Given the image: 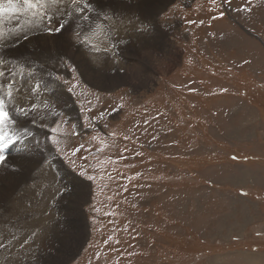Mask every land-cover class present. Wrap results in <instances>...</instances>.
<instances>
[{
    "label": "rangeland",
    "instance_id": "obj_1",
    "mask_svg": "<svg viewBox=\"0 0 264 264\" xmlns=\"http://www.w3.org/2000/svg\"><path fill=\"white\" fill-rule=\"evenodd\" d=\"M102 1H69L58 66L0 37L6 130L24 122L0 173V264H264V0H143L142 21Z\"/></svg>",
    "mask_w": 264,
    "mask_h": 264
},
{
    "label": "bare ground",
    "instance_id": "obj_2",
    "mask_svg": "<svg viewBox=\"0 0 264 264\" xmlns=\"http://www.w3.org/2000/svg\"><path fill=\"white\" fill-rule=\"evenodd\" d=\"M69 1H73V0H44V3H43V6L41 7V8H37V9H35V10H33V9H29V8H27L26 6H24L23 5V0H18V4H17V6L20 8V11H18V12H16V13H14V14H10V13H4V14H2V15H0V19H8V17H11V16H13V17H16L17 16V22L20 20V22H18L19 23V25H18V23H17V26L16 27H12V25H11V27L9 26L8 27V29H6L7 27H5V26H7V21H3L5 24H4V28H5V31H6V33H3V32H0V37L2 38V39H4L5 38V36H10V35H12V34H15L14 36H18V35H27L26 36V38L25 39H21L20 40V44H21V47L22 48H24V51L25 52H30V51H34V52H38V54H39V56H40V53L41 54H43L44 55V58H45V61H44V59H42V63H43V65H45L46 63H50V64H54V65H59V64H57L58 63V60H60L63 56H65L66 54H64V52H63V50L61 49L62 47H58V46H55V42H56V40L57 39H59L60 37H65V33H62V32H60V33H52V34H49L47 31H46V29H47V27H53V28H55V27H57L58 26V22L60 23L61 21H66V20H63V19H66V18H68V17H70L71 15H75V14H77V13H75V9H76V7L74 8V6L75 5H73V3H70ZM88 3L89 2H91V3H89V4H92V3H94V2H96V1H98V0H86ZM106 0H103L102 2H98V3H103V2H105ZM116 1H120V0H116ZM126 1V2H125ZM150 1V0H149ZM148 1V2H149ZM160 2H162V1H168V0H159ZM82 2H84L85 3V0H80V6H77V7H81V9L85 6H82L81 4H82ZM74 3H77V2H74ZM137 3V4H136ZM4 4H6L5 2H4ZM5 7H7L6 5H4ZM109 6H115L116 8L115 9H111L110 10V7H106L104 10H100V12H105L104 13V15L105 16H109V15H111L112 14V10H114V11H119V12H123V10L124 11H126V12H124V13H126L127 14V12L129 13V16H126V18H132V19H135V20H137V19H139V18H137L136 16H141L142 14H144V11L143 10H146V5H145V3H143V0H136V2H135V4H133L132 3V0H122V2L121 3H119V2H117V3H115V4H111V5H109ZM145 6V7H144ZM153 6V5H152ZM161 6V5H160ZM154 8V7H153ZM158 8V7H157ZM148 9H151L152 10V8H148ZM87 10V9H86ZM97 10V9H96ZM79 13V12H78ZM85 13H88V12H83L82 10H81V12L79 13L80 15H84ZM146 13V12H145ZM147 14V13H146ZM103 16V15H102ZM148 16V15H147ZM156 16V15H155ZM154 16V14H150L149 15V17H148V20H150V23H152L153 25H155V26H157L158 27V25H159V28H161V29H164V31H174L175 29V31H178L179 29H178V26H177V22H173V25L171 24V23H167V24H163V25H161L160 24V22L158 23V17H155ZM49 17H51L52 18V22H51V24L49 23ZM20 18H22L23 20H21ZM144 18H146V15L144 14V15H142L141 17H140V20L139 21H142ZM9 20V19H8ZM12 20V19H11ZM145 20V19H144ZM2 21V20H1ZM13 22V21H12ZM103 23V22H102ZM88 24V23H87ZM142 25V24H141ZM13 26H14V24H13ZM107 27V26H106ZM148 27V26H147ZM142 28V27H141ZM147 29V28H146ZM145 29V30H146ZM148 29H150V30H152L150 27H148ZM98 30H100V31H102L103 33H105V31L107 30L106 28H105V26H99V28H98ZM122 30H123V28H122ZM94 31H97V30H95V28L94 27H91V25H86L85 27H78V26H76L74 29H73V32L72 33H70V35H71V37L73 38V39H75L74 40V42L75 43H77V41L79 40V38H80V36L81 35H88V34H90V33H93ZM139 31V30H138ZM147 31V30H146ZM174 31V32H175ZM124 32H126V33H129V29H127L126 31L124 30L123 31V33ZM177 33H179V32H177ZM20 37V36H19ZM0 38V39H1ZM67 39V38H66ZM72 39V40H73ZM4 40H6V39H4ZM157 40V39H156ZM41 42V43H40ZM58 42V41H57ZM3 43H7V42H4L3 41ZM126 43V42H125ZM60 44V43H59ZM4 46H6V45H4ZM4 46H2V44H1V47H4ZM14 47V46H13ZM76 47V46H75ZM57 48V49H56ZM67 48V47H66ZM12 49H14V48H12ZM11 50V49H10ZM58 50H60L59 52H56V51H58ZM69 50V49H68ZM12 51V50H11ZM88 51V50H87ZM109 51V50H108ZM105 53L108 55V53L105 51ZM2 54V53H1ZM26 55H28V54H26ZM42 55V56H43ZM55 55H57L58 57H60L59 59L57 58V56H56V58H55ZM70 55H71V57H70V59L73 61V62H75L78 66H84L85 68V70L84 71H86V74H89L88 73V70H87V68L88 67H90V66H87L86 64H88L87 62L88 61H86V63L85 64H83V63H81V61L83 60V59H85V58H83L82 56H80V55H78L77 53L75 54L74 52H71L70 53ZM69 55V56H70ZM96 56L95 55H88L86 58L88 59V60H90V61H92L93 63L94 62H96L97 63V59L95 58ZM42 58V57H41ZM65 58H67L66 56H65ZM30 59V58H29ZM69 59V60H70ZM95 59H96V61H95ZM2 61V60H1ZM72 62V63H73ZM76 65V66H77ZM88 65H90V64H88ZM41 66V65H40ZM49 66V65H48ZM7 69V68H6ZM14 69V68H13ZM54 69V68H53ZM10 70H12V69H10ZM58 71V70H57ZM10 72V71H9ZM11 73V72H10ZM94 73H97L96 72V70H92V73H91V75L93 76L94 75ZM15 74V73H14ZM37 74H39L38 72H37ZM8 75V74H7ZM12 75V74H11ZM90 75V74H89ZM14 76V75H13ZM41 76V75H40ZM8 77V76H7ZM16 77V76H15ZM0 78H2L1 76H0ZM36 78V77H35ZM46 78H47V76H46ZM20 79V78H19ZM39 79H40V83H39V85L42 83V81L41 80H44L43 79V77H39ZM1 80H3V78L1 79ZM0 80V81H1ZM48 80V79H47ZM52 81V80H51ZM31 83V82H30ZM53 83V82H52ZM56 83V82H55ZM23 85V84H22ZM56 85V84H55ZM58 86V84L56 85V87ZM44 87H45V85H44ZM30 88V87H29ZM58 89V88H57ZM37 90V89H36ZM47 91V90H46ZM15 92V91H14ZM21 92V91H20ZM56 92H58V91H53V93H52V95L51 94H49V91H48V95L49 96H52V98L54 99V101L56 100V98H58V95L60 94H62V92L61 93H59V94H57ZM60 92V91H59ZM10 93V92H9ZM13 95V94H12ZM26 95V94H25ZM48 95H46L47 97H49ZM60 95H59V97H60ZM37 96H38V98L39 99H41V100H44L45 99V91L43 92H41V93H37ZM26 97V96H25ZM25 99V98H24ZM59 99H61V98H59ZM27 102V101H26ZM24 103V102H23ZM40 106H42L43 108L41 109V111L42 110H47V111H55V110H59V109H61V108H56V107H52V108H48L47 106H43V105H40ZM31 113V112H30ZM32 113H34V112H32ZM51 115H53L54 116V114H51ZM56 115V114H55ZM36 118V117H35ZM49 116H42V115H39V119H46V120H48L49 121ZM26 120V119H25ZM22 123V122H21ZM23 124H24V122H23ZM38 132V131H37ZM28 135V134H27ZM18 136V135H17ZM39 136H43V134L42 133H38V137ZM20 140V139H19ZM39 143L40 144H44L43 143V139H42V137H40V141H39ZM18 144V143H17ZM25 145V144H24ZM22 146V145H21ZM20 146V147H21ZM13 147V146H12ZM25 147V146H24ZM14 148V147H13ZM9 149H10V147H9ZM8 149V150H9ZM28 149H30V148H28ZM40 151V150H39ZM42 151H43V153H40L41 154V156L43 155V154H45V147H44V145L42 146ZM17 154V156H19L18 155V153H16ZM8 157V156H7ZM46 157V156H45ZM40 158V157H39ZM7 160H8V158H6V161H5V163L7 162ZM28 161L29 160H25V162L23 163V165L22 166H24L23 167V169L26 167V164L28 163ZM41 161V160H40ZM43 161V160H42ZM4 163V164H5ZM19 163H21V162H19ZM4 164L3 165H0V173H1V171H2V168H3V166H4ZM35 166V165H34ZM51 170V169H50ZM23 171V170H22ZM61 172V171H60ZM55 174V173H54ZM56 175V174H55ZM57 176V175H56ZM57 179V178H56ZM13 180H15V179H13ZM61 182V181H60ZM62 184V183H61ZM23 188H24V186H23ZM22 187H21V192H22V189H23ZM20 193V192H19ZM23 193V192H22ZM21 193V194H22ZM25 193V192H24ZM26 194V193H25ZM1 195V194H0ZM27 197V195H25V198ZM57 197V196H56ZM63 199V198H62ZM32 202H33V200H32ZM31 202V203H32ZM2 203V202H1ZM16 203H18V202H16ZM27 204V201H23V207L25 206ZM35 204H36V202H35ZM40 204V203H39ZM61 204V203H60ZM21 205V204H20ZM22 206V205H21ZM22 207V208H23ZM54 208V207H53ZM62 208V207H61ZM7 209V208H6ZM1 214H2V212H0ZM14 215V214H13ZM1 217V216H0ZM19 217V216H18ZM4 218V217H3ZM2 220V219H1ZM62 223V222H61ZM58 224V223H57ZM9 226V225H8ZM58 226V225H57ZM74 227V226H73ZM59 233V232H58ZM58 240L61 242V239L60 238H58ZM34 241V240H33ZM54 242V241H53ZM57 243V242H56ZM70 243V242H69ZM55 250V249H54ZM53 250V251H54ZM53 251H51V252H53ZM13 253V252H12ZM12 256V255H11ZM14 256V255H13ZM12 256V257H13ZM16 257V256H15ZM49 258V257H48ZM16 259V258H15ZM51 259H52V257H51ZM31 260V259H30ZM48 261V260H47ZM51 261V260H50ZM4 262V261H3ZM49 262V261H48Z\"/></svg>",
    "mask_w": 264,
    "mask_h": 264
},
{
    "label": "snow or ice",
    "instance_id": "obj_3",
    "mask_svg": "<svg viewBox=\"0 0 264 264\" xmlns=\"http://www.w3.org/2000/svg\"><path fill=\"white\" fill-rule=\"evenodd\" d=\"M43 3H44V0H23V5L33 10L37 8H41L43 6ZM17 4H18V0H7V7H5L3 4V0H0V15L4 13L14 14L20 11V8L17 6ZM79 10L80 9H78V11ZM51 22H52V18L49 17V23L51 24ZM63 28H64V25L60 24L59 26L55 28H52L49 26L47 27L46 31L49 34L60 33L62 32ZM2 75H4V73L0 72V76ZM9 95H11V93H9ZM2 104H3V101H0V165H3L6 161V158H7L6 149H8L9 146L12 145L18 139L16 135L11 134L6 130V127H5L6 122L10 119V117H9V113L5 111ZM20 111L24 115L28 114L27 112H25L23 108H21ZM80 175L83 176L84 175L83 172H81ZM89 179H91V177H89ZM59 191L61 193V196H63V194L66 191H70V190L67 188L66 185H64L59 189ZM28 242H29L28 240H25L23 243L28 244ZM12 243H13V240H9L7 243H5L3 242V239H0V249L11 247ZM21 247H23V245H21Z\"/></svg>",
    "mask_w": 264,
    "mask_h": 264
},
{
    "label": "crops",
    "instance_id": "obj_4",
    "mask_svg": "<svg viewBox=\"0 0 264 264\" xmlns=\"http://www.w3.org/2000/svg\"><path fill=\"white\" fill-rule=\"evenodd\" d=\"M99 70H101V67L99 68ZM101 73V72H100ZM155 112H157V111H155ZM156 116V115H155ZM176 115H174V117H175ZM156 118H157V116H156ZM161 119V117H159L158 118V120H155L154 122H151L150 120H148L147 122H145L144 123V125L146 124V123H149L148 124V126H147V130H146V133L147 132H149V130H150V125H153V124H157L158 122H159V120ZM13 122H15V121H12L11 122V131H10V133L11 134H14V135H18V126L19 125H22L23 123H20L19 125H17V126H15L14 124H13ZM16 122H17V120H16ZM13 126V127H12ZM28 126V131H30L31 133H32V131H31V129H29V128H31V126H29V125H27ZM144 127V126H143ZM170 133L172 132V130H168ZM154 133H156V131H153ZM160 133H165L164 131H161ZM143 139L145 140V141H147V143H148V145H149V147H154V148H156L157 147V140L158 139H156L155 137H152V138H147V137H143ZM159 140L161 141L162 139L161 138H159ZM17 142H18V140H16ZM14 142L12 145H10L9 147H10V149L8 150V149H6V154L8 153V154H10V152H14V149L15 148H13L14 146H15V144L17 143V142ZM150 141V142H149ZM13 146V147H12ZM147 150V149H146ZM148 152H149V150H148ZM8 161V160H7Z\"/></svg>",
    "mask_w": 264,
    "mask_h": 264
}]
</instances>
